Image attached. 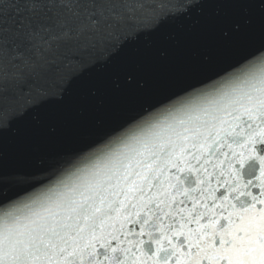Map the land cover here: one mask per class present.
<instances>
[{"label":"snow or ice","instance_id":"snow-or-ice-1","mask_svg":"<svg viewBox=\"0 0 264 264\" xmlns=\"http://www.w3.org/2000/svg\"><path fill=\"white\" fill-rule=\"evenodd\" d=\"M191 6L187 0H0V130L29 109L61 100L73 78L106 62L140 33L187 14ZM258 7L264 10V2ZM260 55L264 44L146 106L98 140L60 156L47 170L0 173V183L19 189L0 195V264H264V155L253 147L264 142V107L259 105L206 149H185L168 169L166 187L146 204L128 203L110 230L42 246L31 237L33 225L16 214L22 197L110 138ZM251 157L259 162L258 174L245 180L235 165ZM221 226H226L223 231Z\"/></svg>","mask_w":264,"mask_h":264},{"label":"water","instance_id":"water-1","mask_svg":"<svg viewBox=\"0 0 264 264\" xmlns=\"http://www.w3.org/2000/svg\"><path fill=\"white\" fill-rule=\"evenodd\" d=\"M261 2L199 0L187 14L126 42L106 62L73 78L61 100L29 109L0 130V173L47 170L60 156L98 140L146 106L264 44ZM253 147L264 155V142ZM235 167L249 180L258 174L259 162L251 157ZM18 190L0 183V195Z\"/></svg>","mask_w":264,"mask_h":264},{"label":"clouds","instance_id":"clouds-1","mask_svg":"<svg viewBox=\"0 0 264 264\" xmlns=\"http://www.w3.org/2000/svg\"><path fill=\"white\" fill-rule=\"evenodd\" d=\"M254 105L264 107V55L130 125L22 197L16 214L33 225L31 237L42 246L110 230L128 203L146 204L166 187L168 169L185 149H206Z\"/></svg>","mask_w":264,"mask_h":264}]
</instances>
